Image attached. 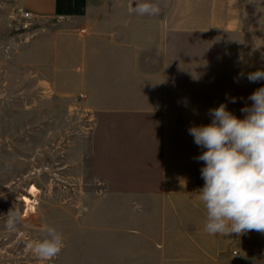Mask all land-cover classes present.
Listing matches in <instances>:
<instances>
[{"label":"crops","instance_id":"crops-1","mask_svg":"<svg viewBox=\"0 0 264 264\" xmlns=\"http://www.w3.org/2000/svg\"><path fill=\"white\" fill-rule=\"evenodd\" d=\"M153 2L158 15L130 11L136 0H21L35 17L60 21L67 51L73 39L81 45V60L67 73L74 88L63 94L75 96L91 117L75 147L89 187H105L90 220L117 219L135 256L149 234L179 231L187 209H205L204 164L196 159L204 149L188 128L209 124L208 110L221 103L243 118L247 98L264 86L246 78L264 69L260 0ZM221 252L210 243L195 251L203 264H214Z\"/></svg>","mask_w":264,"mask_h":264},{"label":"rangeland","instance_id":"rangeland-1","mask_svg":"<svg viewBox=\"0 0 264 264\" xmlns=\"http://www.w3.org/2000/svg\"><path fill=\"white\" fill-rule=\"evenodd\" d=\"M23 11L21 0H0V264H203L195 251L202 252L206 243L222 251L214 264H264V234H217L208 240L203 208L187 209L179 231L157 230L141 240L142 256L131 255L117 219L92 223V203L105 187H89L75 148L91 117L75 96L63 94L74 88L67 73L79 64L81 45L73 39L67 51L59 20L26 19ZM24 197L37 201L34 212ZM14 209L20 219L9 230L7 214ZM44 225L55 226L65 243L48 261L30 247ZM108 226L110 231L103 228ZM235 249L240 256L232 254Z\"/></svg>","mask_w":264,"mask_h":264},{"label":"clouds","instance_id":"clouds-1","mask_svg":"<svg viewBox=\"0 0 264 264\" xmlns=\"http://www.w3.org/2000/svg\"><path fill=\"white\" fill-rule=\"evenodd\" d=\"M160 10L153 0H136L130 9L138 15H158ZM244 77L239 73L236 82ZM246 78L251 83L262 81L264 69L249 72ZM247 99L251 104L241 108L243 118L221 103L208 110L209 124L188 128L194 143L204 149L196 159L204 164L199 201L206 210L203 230L209 235L264 234V86ZM228 100L237 102L236 97ZM7 216L5 226L14 230L20 212L14 209ZM30 247L39 259L51 260L65 247L63 234L55 226L44 225L41 238Z\"/></svg>","mask_w":264,"mask_h":264},{"label":"built area","instance_id":"built-area-1","mask_svg":"<svg viewBox=\"0 0 264 264\" xmlns=\"http://www.w3.org/2000/svg\"><path fill=\"white\" fill-rule=\"evenodd\" d=\"M22 16H23L24 18H26V19H32V18L35 17L31 12H29V11H27V10H25V11L22 12ZM232 254H233L234 256H240V255H239V252H238L237 249L233 250V251H232Z\"/></svg>","mask_w":264,"mask_h":264},{"label":"bare ground","instance_id":"bare-ground-1","mask_svg":"<svg viewBox=\"0 0 264 264\" xmlns=\"http://www.w3.org/2000/svg\"><path fill=\"white\" fill-rule=\"evenodd\" d=\"M32 189H33V190H37L35 186H32ZM24 200L27 201V202H32V204L30 205V210H31V213L34 212L35 204H36L37 201H36V200H33V201H32V200H30V198H28V197H24ZM30 210H29V211H30Z\"/></svg>","mask_w":264,"mask_h":264}]
</instances>
